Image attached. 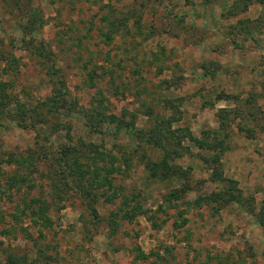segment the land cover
Masks as SVG:
<instances>
[{"label":"rangeland","instance_id":"obj_1","mask_svg":"<svg viewBox=\"0 0 264 264\" xmlns=\"http://www.w3.org/2000/svg\"><path fill=\"white\" fill-rule=\"evenodd\" d=\"M0 56L16 60H0V264H264V1L0 0ZM221 109L211 163L189 136ZM97 152L118 159L112 186L62 181ZM32 198L50 226L13 220Z\"/></svg>","mask_w":264,"mask_h":264},{"label":"trees","instance_id":"obj_2","mask_svg":"<svg viewBox=\"0 0 264 264\" xmlns=\"http://www.w3.org/2000/svg\"><path fill=\"white\" fill-rule=\"evenodd\" d=\"M264 1V0H261ZM245 7V6H244ZM34 22V21H33ZM31 25L32 18L30 21ZM30 45L36 47L34 49V53L41 58L47 61L48 66L46 68V73L50 77L52 81V93L48 97L47 100L42 102V106H56L59 102L63 103L65 101V98H69L65 82L62 78V74L53 64H52V53L49 49L46 48L45 42L43 39H40L39 42H34V40L29 42ZM1 59L6 62V64L13 65V69L15 67L16 60L13 57H5L2 59L3 56H0ZM9 86V84L5 82H0V101L10 99V96L6 93V89ZM18 105V103H17ZM101 114H97L96 116H99ZM21 117L22 113L19 115ZM111 117V115L109 116ZM218 122H219V129L214 131H205L202 134L201 139H197L193 136H189L190 140L202 150H208L210 153H212L213 159L211 160V163H218L219 162V156H221L226 150H227V139L229 138V135L223 134L221 135V131H224L228 129V111L226 109H221L217 113ZM23 121V120H22ZM99 121V120H97ZM87 127V126H86ZM92 129H96L95 126L91 123L90 126ZM222 136V137H221ZM64 150V148H63ZM69 154L68 152L61 151L58 155L59 159H56V162H60L61 160H64L66 155ZM12 156H10L6 163L10 164L12 161H15V158L12 160ZM118 159L114 156L104 154L103 152H97L96 154H92L90 156V160L88 164H81L79 162V159L74 158L71 163L73 164V167H70L68 169V164L64 162V167L67 169V171L62 170L61 175L62 181H64L65 184H67V178L69 175V178L74 182H76L77 187H82L83 185H87V187H94L96 189H101L105 185L112 186V178L115 173L119 174L121 170L117 166ZM20 164V163H19ZM101 164V166L99 165ZM93 166V167H92ZM88 167L91 169L89 170ZM87 168V170H85ZM88 171V172H87ZM87 172L88 176L85 178V173ZM68 173V174H66ZM103 173V175H102ZM154 175V174H153ZM77 176H81L80 178H77ZM87 179V180H85ZM13 185H15L16 181L12 179ZM85 182V183H84ZM53 189H59L58 183L52 184ZM225 195L228 197V201L233 202H239L240 197L237 195L235 196L232 194L231 188H226V191L224 192ZM174 192L169 194V197L174 196ZM24 205L20 209L19 214L16 212L12 214V218L14 221H20L21 215L27 216L34 224L37 225V223H40L43 227L50 226L51 222L48 218V212L50 211V205L49 203L44 200L43 198H32L28 200L27 202H23ZM144 213V212H141ZM147 219L151 221L152 224L155 225L154 221L152 220V216H147Z\"/></svg>","mask_w":264,"mask_h":264}]
</instances>
